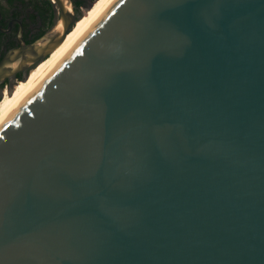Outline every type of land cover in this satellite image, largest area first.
Masks as SVG:
<instances>
[{
	"label": "water",
	"instance_id": "95a60500",
	"mask_svg": "<svg viewBox=\"0 0 264 264\" xmlns=\"http://www.w3.org/2000/svg\"><path fill=\"white\" fill-rule=\"evenodd\" d=\"M0 264H264V0H112L0 122Z\"/></svg>",
	"mask_w": 264,
	"mask_h": 264
},
{
	"label": "bare ground",
	"instance_id": "6f19581e",
	"mask_svg": "<svg viewBox=\"0 0 264 264\" xmlns=\"http://www.w3.org/2000/svg\"><path fill=\"white\" fill-rule=\"evenodd\" d=\"M66 7L71 11V3L68 0H63ZM112 0H99L96 5L85 12L83 17H80L73 24L62 43L56 46L48 57L39 62L31 73L28 74L26 80H19L13 86L12 92L9 93L4 89L2 98L0 99V122L8 115V113L18 104V102L31 90V88L51 69V67L61 58L66 50L81 36L88 26L99 16L101 12L110 4ZM63 23L61 20L55 25L53 32H61ZM32 68V69H33ZM31 69V70H32Z\"/></svg>",
	"mask_w": 264,
	"mask_h": 264
},
{
	"label": "trees",
	"instance_id": "16d2710c",
	"mask_svg": "<svg viewBox=\"0 0 264 264\" xmlns=\"http://www.w3.org/2000/svg\"><path fill=\"white\" fill-rule=\"evenodd\" d=\"M98 1L99 0H94L93 2L91 0H74L73 3L77 8L76 16L79 17L81 15V11L78 9L79 7L86 8L81 16L83 17L85 12L92 9ZM0 3H2L1 0ZM91 3H93L91 8H87ZM0 8L4 12H9L11 9H13L19 14H24L25 17L32 21L36 28L38 27L37 32L33 34L32 38L27 39L26 43H30L40 37L45 32V26L50 27L53 24V19L55 17L54 4L51 0H4ZM39 22H41V24H39ZM14 43L15 40L13 37L7 41H5V38L1 39V44H3L4 48L0 50V59L6 50H8L10 46H13ZM16 77L19 80L22 79L20 73H18ZM4 85H6V81L0 84V89L3 88Z\"/></svg>",
	"mask_w": 264,
	"mask_h": 264
},
{
	"label": "flooded vegetation",
	"instance_id": "af4514ba",
	"mask_svg": "<svg viewBox=\"0 0 264 264\" xmlns=\"http://www.w3.org/2000/svg\"><path fill=\"white\" fill-rule=\"evenodd\" d=\"M70 2L73 5V8H74V11L76 14L77 8H76L75 4L73 3L74 0H70ZM1 5H2V3H0V7H1ZM80 8L81 7H79L78 9L80 10ZM54 10H55L54 11L55 17L53 19V24L50 27L45 26V32L44 33H46L48 30H50L54 26L55 21L58 18L57 8L55 7V5H54ZM19 23H20L21 29H22V37H23L24 41L26 42L27 39L32 38L33 34H35L37 32L38 27L36 28L34 26V24L32 23V21H30L27 17H25L24 14H19L18 12L14 11L13 9H11L9 12H4L0 8V37H1V39L5 38V41H7L8 39H11L12 37L14 38L15 43L13 46H10V48L17 45L16 33L18 31V28H19ZM39 24H41V22H39ZM1 39H0V50H2L4 48L3 44H1ZM5 46H6V43H5ZM5 81H6V84H9L11 79L5 80Z\"/></svg>",
	"mask_w": 264,
	"mask_h": 264
},
{
	"label": "rangeland",
	"instance_id": "374dc122",
	"mask_svg": "<svg viewBox=\"0 0 264 264\" xmlns=\"http://www.w3.org/2000/svg\"><path fill=\"white\" fill-rule=\"evenodd\" d=\"M90 1V0H89ZM92 2L94 1V0H91ZM1 2L3 3L4 2V0H1ZM86 8L85 7H81L80 8V11H81V14H83V11L85 10ZM58 16V15H57ZM48 31H50V30H48ZM35 68H33L32 70H30V73L34 70ZM29 73V74H30ZM17 81H15V79H12L11 81H10V83L9 84H6V85H4V89H7V87L10 85V86H14V84L16 83ZM2 98V96H0V99Z\"/></svg>",
	"mask_w": 264,
	"mask_h": 264
}]
</instances>
